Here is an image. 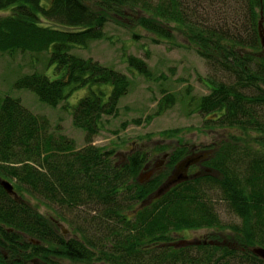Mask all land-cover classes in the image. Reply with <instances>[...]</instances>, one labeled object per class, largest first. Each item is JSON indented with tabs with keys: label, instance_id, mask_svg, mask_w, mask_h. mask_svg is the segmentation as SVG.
<instances>
[{
	"label": "trees",
	"instance_id": "trees-1",
	"mask_svg": "<svg viewBox=\"0 0 264 264\" xmlns=\"http://www.w3.org/2000/svg\"><path fill=\"white\" fill-rule=\"evenodd\" d=\"M2 10L9 13L0 17V52L48 53L57 73L53 79L22 75L16 89L52 107L76 90L87 92L71 113L84 132L81 149L20 99L0 98V181L16 193L0 184V264H264L252 252L264 248V45L258 29L260 20L264 28V0H0ZM129 13L132 27L146 30L154 43L177 34L202 57L209 93L196 110L207 130L223 132L205 169L168 188L169 169L183 160L184 149L169 153L167 169L141 182L151 154L137 150L117 162L114 150L92 144L103 117L116 115L128 81L71 52L105 37V23ZM125 56L129 69L149 75L144 61ZM27 198L67 210L74 218L71 237L57 229V217L40 213ZM217 202L240 222H222ZM82 206L95 211L81 216ZM203 227L214 229L211 239L177 241L183 230Z\"/></svg>",
	"mask_w": 264,
	"mask_h": 264
},
{
	"label": "rangeland",
	"instance_id": "rangeland-1",
	"mask_svg": "<svg viewBox=\"0 0 264 264\" xmlns=\"http://www.w3.org/2000/svg\"><path fill=\"white\" fill-rule=\"evenodd\" d=\"M8 13V10H2L0 17ZM44 24L56 27L53 23ZM132 26L131 13L127 14V19L112 17L101 28L105 37L71 49L73 54L81 58H92L105 67L119 71L128 81V91L119 99L116 115L103 117V127L92 144L114 150L115 161L121 159L124 162L130 152L137 150L151 154L150 162L140 172L141 182L167 169L168 155L176 149L186 151L183 160L193 158L187 167L188 175L200 173L205 169L203 161L210 154L209 150L216 146L214 144L219 139L224 138L220 130H207L202 123V116L196 110L200 97L209 93L206 87L209 76L206 63L179 35L174 34L172 41L154 43L150 33ZM133 31L140 36H132ZM125 55H134L144 61L148 65L149 75L144 76L129 69ZM32 72L44 74L50 79L57 77L54 66L49 64L48 53L22 50L0 52V98L11 96L20 99L22 105L34 114L45 116L52 128L59 126L58 133L73 139L76 149H81L86 145L84 132L72 124L71 113L73 106L86 94L87 89L72 92L65 101L52 107L40 101L32 91L14 87L16 79ZM164 132H172V135L166 136ZM201 153L205 155L201 156ZM197 156L199 157L196 158ZM175 171V167L170 168L169 176H173ZM180 175L182 171L179 172L178 176ZM27 200L33 205L38 204L39 212L47 217H57L58 220L54 223L57 229L63 231L66 238L71 237L70 223L74 222V218L67 210L57 208L56 211L38 200ZM215 208L222 222H240L224 202H217ZM77 210L81 212V216L85 212L88 217L95 208L90 211L89 207L82 206ZM213 231L214 229L205 227L183 230L177 241L183 245L185 241L194 243L209 240Z\"/></svg>",
	"mask_w": 264,
	"mask_h": 264
},
{
	"label": "water",
	"instance_id": "water-1",
	"mask_svg": "<svg viewBox=\"0 0 264 264\" xmlns=\"http://www.w3.org/2000/svg\"><path fill=\"white\" fill-rule=\"evenodd\" d=\"M258 29H259V34H260V37H261V43H262V45H264V28L262 26V20H260V22L258 24ZM164 157H166V155H164ZM198 157L199 156H197L196 158H198ZM192 161H193V158L192 157H188V158L182 160L181 162H179L176 165V169L177 168H180V167H184V170H181L182 171V175H180L179 177H177V179H176V177L174 175L170 177V180H168V184L166 185L167 188L170 187L171 185L175 184L178 181L187 179V176H188L186 174L187 173V167L189 166L190 163H192ZM0 184L3 187V189L8 194L13 195L14 197H16V193L13 190V186L8 181L1 180L0 181ZM158 194H156V195H158ZM252 252L255 255H257L259 258H261L262 260H264V248H262V247H254L252 249Z\"/></svg>",
	"mask_w": 264,
	"mask_h": 264
},
{
	"label": "flooded vegetation",
	"instance_id": "flooded-vegetation-1",
	"mask_svg": "<svg viewBox=\"0 0 264 264\" xmlns=\"http://www.w3.org/2000/svg\"><path fill=\"white\" fill-rule=\"evenodd\" d=\"M200 155L203 156V155H205V154H204V153H201ZM155 166L157 167V165H155ZM175 169H176V166H175ZM181 170H184V167L177 168L176 171L173 172V175L176 177V179H177V177H179L178 174H179V172H180ZM187 175H188V173H187ZM178 182H179V181H178Z\"/></svg>",
	"mask_w": 264,
	"mask_h": 264
}]
</instances>
